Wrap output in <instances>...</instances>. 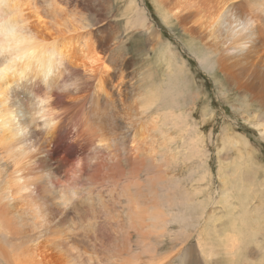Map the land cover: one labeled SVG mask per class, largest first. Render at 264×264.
Here are the masks:
<instances>
[{
	"label": "rangeland",
	"instance_id": "obj_1",
	"mask_svg": "<svg viewBox=\"0 0 264 264\" xmlns=\"http://www.w3.org/2000/svg\"><path fill=\"white\" fill-rule=\"evenodd\" d=\"M130 1L153 30L132 26L131 16L135 14L129 8ZM155 3L154 0H101L72 8L73 16L88 28L101 26V44L110 53H117L113 73H118V81L126 92L122 89L119 99L124 102L118 104L120 108L116 107L119 110L115 109L118 117L113 126L117 125L118 131L111 127L106 128V133L102 127V135H109L115 129V141L120 138L123 146L112 142L113 146L106 144L101 148V144L88 142L90 135L77 143L72 139L60 142L63 149L57 163L51 161L54 176L50 185L45 183L43 168L37 161L29 160L23 153L9 158V143L0 144V202L6 188L17 187L14 179L19 174L14 170L20 169L33 182L26 200L28 207L0 209V264H41L43 256L54 257L62 264H145L139 255L151 258L154 264H221L226 260L221 231L229 222L230 210L218 201L226 193L231 206L236 208L233 220L236 216L240 219L242 212L249 209L254 225L260 223L259 215L264 214L259 196V191L264 192V137L256 124L261 123L263 113L249 94L237 91L220 72L210 74L213 69L209 70L207 63H201L189 51L177 19L171 16L165 22L161 13L163 5L172 13L177 0H164L163 5L158 1L161 9ZM156 32L159 38L154 36ZM196 43L197 40L192 42ZM169 44L177 53L178 62L179 57L185 59L181 75L173 71L174 66L169 67L170 52L165 50ZM168 74L174 81L170 90L174 102H167L164 90L152 102L154 88L162 89L169 81ZM82 82L81 87H86ZM132 85L133 90L128 88ZM21 98L29 116L33 101L25 95ZM75 104L71 97H66V101L53 106L60 113L56 117L59 124L73 117ZM85 105L89 113L84 116L91 117L90 97ZM33 131L39 145L53 142V136L47 132ZM98 135L99 139L103 137L101 132ZM74 149H79L82 159L97 165L95 170H89L87 180L79 181L74 175L76 166L68 153ZM145 153L149 156L147 164ZM45 154L39 157L44 158ZM101 160L105 165L102 173ZM115 163L121 169L117 185L107 179L108 169ZM248 171L249 176L244 178ZM147 176L154 179L152 192L159 200L164 221L158 224L149 221L145 236L139 234L136 222L129 216L130 204L124 191L137 194V183L146 189ZM136 179L137 183H132ZM221 180L227 187L225 191L221 189ZM61 190L79 192V199L68 209L71 212L66 217L48 202ZM167 196L176 201L168 204ZM258 205L261 208L255 210ZM256 239L261 251L255 243H250V248H257L259 253L247 250L252 255L248 264L252 263L251 259H264V233L260 232L252 241ZM202 241L215 255L211 262L203 255ZM39 245H45L46 253L37 251ZM118 252L122 253L120 257ZM235 261L242 263L241 259Z\"/></svg>",
	"mask_w": 264,
	"mask_h": 264
},
{
	"label": "bare ground",
	"instance_id": "obj_2",
	"mask_svg": "<svg viewBox=\"0 0 264 264\" xmlns=\"http://www.w3.org/2000/svg\"><path fill=\"white\" fill-rule=\"evenodd\" d=\"M93 1L101 2V0H16L30 20L31 27L39 36L40 41L50 45L52 51H58L63 57L70 73L78 77L80 82L83 81L82 83L86 85V87H81L75 93L61 94L55 90L50 92L52 98L51 108L57 103L66 101V97H71L72 101H76L73 109L74 115L70 117L69 121L66 119L63 125L59 124L61 127L45 131L48 135L53 136L52 143H47L46 141L39 145L33 130L29 138L15 135L16 124L13 122V117H16L19 123L27 124L28 109L26 104L21 100V96H28L34 101L36 96L45 93V85L39 79L32 78L24 82L12 80L0 84V144L9 143V158H12L18 153H23L29 160L37 161L39 166L43 168L42 172L44 173L45 183L50 185L52 184L51 178L54 176L51 161L54 160L57 163L58 157L63 149V145L60 146V142L72 139L74 143H77L81 138L90 135L88 142L101 144V148L106 144L113 146L112 142L119 143V147L123 146L120 138H118L119 142L117 140L115 141L116 133L114 130L116 129L118 131V126L116 125L117 128L113 126L115 119L118 117L115 114V109H118L116 107L122 105L120 102H124L123 99V101L119 99L124 85L118 81V73H113L117 65V56L115 55L117 53L114 51L110 53L101 44V26L97 24L98 27L93 26L94 28H88L78 18L73 16L72 13L73 7L77 5L84 7ZM154 1L157 2L155 6L161 9L158 1H161L163 5L164 0ZM259 1L261 0H177V6L174 12H169L165 8L166 6L163 5L164 7L161 9V13L165 22L171 16L177 19L183 31L182 35L188 41L186 42L189 51L201 63H207L209 70L213 69L210 74L213 75L215 71L220 72L226 81L237 91L249 94L252 101L258 104L256 105L259 106L263 116L261 123L256 124V126L259 127V132L264 137V0H262L261 4ZM129 8H133L131 1ZM133 11L135 15L133 17L131 16L132 26L151 28L145 23L141 14L136 12L135 8H133ZM154 36L160 37L157 32L154 33ZM194 40H197L196 44H198V47L203 48L204 52H200V49L196 48L197 45L192 44ZM165 50L170 52L168 56L171 66L169 67L174 66L173 71L181 75L183 70H185V59L179 57L180 62H178L175 58L178 55L173 51L174 48H171L170 44ZM170 74H168L169 81H167L162 89L157 85L158 88H154L152 102L156 101L158 93L161 95V90H164L163 93L167 96V102H174L173 94L170 91L174 81L172 82ZM126 78L129 81L128 77ZM9 86L10 92L8 91ZM128 88L133 90V85ZM88 91L90 92L88 93ZM177 94L179 95L180 93ZM168 95L170 99H168ZM89 97L93 101V110L92 114H90L91 117L88 116L87 118L84 116V113H87L85 100ZM172 106L174 105L170 107ZM41 111L43 112L44 110L42 109ZM248 112L251 113V111ZM65 118H67V113ZM101 119H104L103 124L101 123ZM102 127L106 133V128L110 129L114 127L115 129L112 131L108 130L109 132L111 131L109 135H102ZM100 132L101 136H103L101 139H99L98 135ZM55 133H57V138H54L55 136L53 134ZM37 135L40 136L38 133ZM40 139L44 138L40 136ZM68 153L73 157L71 159L74 160L73 165L76 166L74 175L79 181L87 180L89 170H95L97 165H91L87 160L82 159L79 149L69 150ZM42 154H45L44 158L39 157ZM144 159L147 164L149 161L147 153L144 154ZM137 160L143 165L142 160ZM246 162L248 166L251 165L250 157L246 158ZM104 167L105 165L101 160V173ZM108 170L110 172L107 178L108 181L113 185H117L120 182V167L115 163ZM14 173L19 174L14 179V182L18 183L17 187L15 189L10 187L5 189L6 195L2 202H0V209L15 206V209L18 210L20 209L19 205L21 207L29 206L26 200L31 192L30 187L33 182L20 169L14 170ZM219 173L221 175V172ZM261 173L263 172L261 171ZM249 174L248 171L243 177L246 178ZM153 181L154 179L147 176L145 189L144 186L137 183L136 179L132 183L139 185L137 194H131L130 190L124 191L126 200L130 204L128 210L129 216L136 222V229H138L139 234L145 236L148 235L149 221L152 224H158L164 221V216L161 214L159 208V200L152 192L154 188L151 186ZM221 181L223 184L221 189L223 188L222 190L225 191L227 187L224 184V180ZM259 196L262 199V204H264V192L259 191ZM58 199L59 195L56 198H49L48 202L50 207L54 206L62 214L64 213L65 217L68 216L71 211L63 209ZM166 201L169 204L173 200L171 201L170 197L167 196ZM218 202L225 208L227 206L226 209L230 210V213L227 215L229 222L224 225L223 231H221L223 255L226 259L221 264H237L236 259H241V264L245 261L248 264V257L252 256L251 252L248 251H256L257 249L255 248L253 250V246L251 248L250 246L255 243L259 248V252L261 251L257 243L258 240L252 241V238H255L260 232L264 233V222L263 230L260 228V223L264 221V214L259 215L257 222L260 223L255 225L252 222L253 215L250 214L249 209L248 212L246 210L242 212L240 219L236 216L233 220L236 208L231 206L228 194H223ZM259 208H261V205L255 207V210ZM5 212L6 210L1 215ZM212 224L214 223L212 222ZM250 243L252 244L250 245ZM198 245H200V242ZM202 245L204 257L211 262L215 255L211 248L207 246L206 242L202 241ZM37 251L39 253H46L45 245H39ZM243 253L244 256L242 258L240 254L243 255ZM121 255L122 253L118 256L120 257ZM139 259L145 264H154L151 258L141 257L139 255ZM251 261V264H262L264 259L258 258L257 261L251 259ZM41 262V264H62L61 261H58L54 257L44 256L41 258Z\"/></svg>",
	"mask_w": 264,
	"mask_h": 264
},
{
	"label": "clouds",
	"instance_id": "obj_3",
	"mask_svg": "<svg viewBox=\"0 0 264 264\" xmlns=\"http://www.w3.org/2000/svg\"><path fill=\"white\" fill-rule=\"evenodd\" d=\"M29 78L39 79L46 91L30 103L27 124L13 117L18 137L29 138L33 129L54 130L60 123L56 118L60 113L50 107V92L75 93L82 85L79 78L70 73L61 54L40 41L16 0H0V84L12 80L24 82ZM78 199L77 190H61L58 202L68 210Z\"/></svg>",
	"mask_w": 264,
	"mask_h": 264
}]
</instances>
